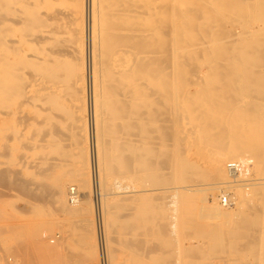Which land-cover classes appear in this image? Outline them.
Here are the masks:
<instances>
[{
  "label": "bare ground",
  "instance_id": "6f19581e",
  "mask_svg": "<svg viewBox=\"0 0 264 264\" xmlns=\"http://www.w3.org/2000/svg\"><path fill=\"white\" fill-rule=\"evenodd\" d=\"M263 177L264 0H0L4 264H264Z\"/></svg>",
  "mask_w": 264,
  "mask_h": 264
},
{
  "label": "rangeland",
  "instance_id": "374dc122",
  "mask_svg": "<svg viewBox=\"0 0 264 264\" xmlns=\"http://www.w3.org/2000/svg\"><path fill=\"white\" fill-rule=\"evenodd\" d=\"M25 50H24V52H26V53H28V51H27V49H30L29 48V46L28 45H26V46H24L23 47ZM264 178V177H263ZM47 183V181H43V183ZM69 183H71V184H67V186H71L72 188H75V187H77V185L74 183V182H69ZM73 183V184H72ZM0 195H2V196H0V209L2 210V215H3V217L4 218H6V219H8L9 221H8V223H11V222H13L14 220H15V218H24V217H27V218H29L30 216H34V214H32V212L30 211V207L29 206H33V205H37V206H39V205H42V204H48L50 201L49 200H47V202L45 201L46 200V198L45 199H41V198H38V197H34V198H31L32 196H29V195H25V194H22V192H19V191H15L14 189H12V188H8L7 186H4V185H2V184H0ZM74 186V187H73ZM7 189V190H6ZM8 191V192H7ZM79 191V190H78ZM81 191V190H80ZM80 191H79V193H80ZM8 193V194H7ZM225 194H227V191H225L224 192ZM21 194V195H20ZM218 197V196H217ZM29 198V199H28ZM219 198H220V200L222 199V201L224 200V198L222 197L221 198V196H219ZM36 199V200H35ZM38 199V200H37ZM227 199H228V197H227ZM24 200V201H23ZM33 200V201H32ZM26 201V202H25ZM29 201V202H28ZM43 201V202H42ZM218 201V200H217ZM14 202V203H13ZM25 202V203H24ZM28 202V203H27ZM30 202H32V203H30ZM41 202V203H40ZM11 203H12V205L13 206H11ZM30 203V204H29ZM223 203H224V201H223ZM22 204V205H21ZM27 206V207H26ZM16 207V208H15ZM29 207V208H28ZM21 208V209H20ZM29 209V211L30 212H25V214H24V212L23 211H25V210H23V209ZM49 208H51V207H49V205H47V207L45 208V209H43V210H45V211H48L47 212V214L45 215V216H42L43 218L45 217V219L48 217V219H51V221H52V219L55 221V218H56V221L58 222V224L61 226V227H55V229L54 228H52L51 229V231H52V233H50L51 231L48 229V230H46L45 231V229H42L41 231H40V236L42 235V236H44V234H45V236L46 235H55V237L57 236V234H59L57 237H59V238H57V239H59V240H61L62 238H64L65 236V238H64V240L65 241H67V239L69 238V241H68V243H69V246L71 247V248H69V249H72V245H70V237H73V234L71 235V234H68V232H66L65 230H66V228H65V226L64 225H67L68 224V220L71 218V219H73L72 221L74 222V224H75V221L77 220V219H75L74 217H70V216H68V215H66L64 212H62V211H58L56 208H54L53 206H52V208L51 209H49ZM52 209H53V213H54V211L56 212V213H51L50 212V210L52 211ZM21 210H22V212H21ZM44 211V212H45ZM58 211V212H57ZM21 212V213H20ZM50 212V213H49ZM46 213V212H45ZM56 214V215H55ZM54 215V216H53ZM66 216H67V218H68V220H67V218H66ZM53 217V218H52ZM59 217V218H58ZM70 217V218H69ZM58 218V219H57ZM10 220H12V221H10ZM61 222H60V221ZM54 221H52V222H54ZM54 222V223H57V222ZM94 228V225L93 224H91L90 225V228ZM71 228V227H70ZM58 229H60L59 231H58ZM72 229V228H71ZM70 230V229H69ZM68 230V231H69ZM92 232H93V230H92ZM42 233V234H41ZM96 242V239L95 238H93V236H92V238H91V242L92 243H94V242ZM3 246V245H2ZM4 247V246H3ZM92 256V255H91ZM93 257V256H92ZM92 257H90V258H88L87 259V261H86V264H99V262H98V260L95 258V256L92 258ZM1 258V257H0ZM2 260H0V263L1 264H4L5 263V261H6V259H4L3 260V258H1ZM91 259V260H90ZM96 259V260H95ZM8 260V259H7ZM122 261V258L120 257V258H118V263H120ZM78 264V262H74L73 264ZM79 264H83L82 262L81 263H79ZM213 264H221L219 261H214L213 262Z\"/></svg>",
  "mask_w": 264,
  "mask_h": 264
}]
</instances>
